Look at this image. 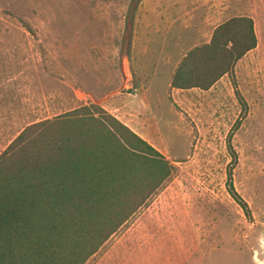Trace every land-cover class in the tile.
<instances>
[{
  "label": "rangeland",
  "instance_id": "rangeland-1",
  "mask_svg": "<svg viewBox=\"0 0 264 264\" xmlns=\"http://www.w3.org/2000/svg\"><path fill=\"white\" fill-rule=\"evenodd\" d=\"M246 2L218 0L217 20L252 17L257 46L210 88L181 89L186 52L144 50V0H0V155L29 124L96 103L173 166L85 264H264V0Z\"/></svg>",
  "mask_w": 264,
  "mask_h": 264
},
{
  "label": "trees",
  "instance_id": "trees-1",
  "mask_svg": "<svg viewBox=\"0 0 264 264\" xmlns=\"http://www.w3.org/2000/svg\"><path fill=\"white\" fill-rule=\"evenodd\" d=\"M257 43L253 18L231 17L183 57L172 86L210 88ZM172 167L96 103L29 124L0 155V264H85ZM229 179L230 193L249 211Z\"/></svg>",
  "mask_w": 264,
  "mask_h": 264
},
{
  "label": "crops",
  "instance_id": "crops-1",
  "mask_svg": "<svg viewBox=\"0 0 264 264\" xmlns=\"http://www.w3.org/2000/svg\"><path fill=\"white\" fill-rule=\"evenodd\" d=\"M244 2L247 5L246 0ZM144 3L145 9L151 8L144 13V22L140 24V27L149 28L144 36V50L155 49L167 61L172 57L170 51H184L185 56L194 47L210 42L216 27L226 21L217 20L221 10L218 0H144ZM157 3L158 7L155 6ZM240 6L245 8L243 3ZM136 25H139L138 16ZM132 106L129 103L121 108L129 110ZM132 129L146 137L143 126L135 124Z\"/></svg>",
  "mask_w": 264,
  "mask_h": 264
}]
</instances>
